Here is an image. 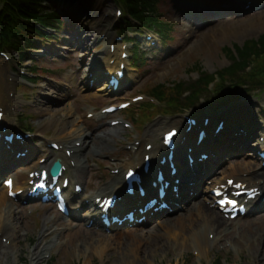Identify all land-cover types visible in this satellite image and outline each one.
Returning a JSON list of instances; mask_svg holds the SVG:
<instances>
[{
    "label": "rangeland",
    "instance_id": "obj_1",
    "mask_svg": "<svg viewBox=\"0 0 264 264\" xmlns=\"http://www.w3.org/2000/svg\"><path fill=\"white\" fill-rule=\"evenodd\" d=\"M51 1L54 2L53 0ZM97 1L98 0H79L80 6H78L76 13L75 11L72 13L74 20L76 22L79 21L80 23L79 29L80 32H82L80 38L79 35L76 34V27L72 28V32L67 30L61 33L64 35L63 40L67 39L69 44L66 45L68 48L62 46L63 52L58 54V58H61L64 62H73L76 70L77 67H79V59H82L84 62H82L83 65L88 62V60L86 61L87 55L84 57V53H87L86 47L89 43L87 42L84 46H77V44L75 46V41L77 43V38L80 40L84 39L85 35H89V38L91 37V32L89 33L87 28H85L86 25L82 24L84 22V19L82 18L84 17L83 11L86 10L85 16L92 15L95 12L98 13L99 16L104 11L113 12V5L110 2L102 0L104 5L99 6V8ZM75 4L76 2L73 3V5ZM210 4L215 6L216 0H206L204 3L205 6L200 10L198 7H195V9H189L188 5H185L184 7L180 3L178 6V3L173 0H161L158 12L161 14L162 20L169 22L171 26H173L171 31V40L168 43L169 45H164L161 51L151 54L149 57L148 54L146 55L148 60L154 61L149 62L142 72H135L133 69L130 70L128 82L131 83V80L136 81L133 89L140 88L145 84L152 86L156 83L169 85L176 82H189L197 77L198 71H203L206 74L215 72L216 70L221 69V67H225L230 64V58L227 55V50L234 51L235 48L242 46L245 41L257 39L258 36L264 35V5L241 15H235L234 9L224 7L221 8V12L216 11V9L212 11L217 15L219 13H224L225 15L222 14L216 17L209 16L207 19L196 17V14L200 11H202L201 14L207 13L209 9L206 6ZM79 11H82L83 14ZM66 49H68V51H66ZM47 66H49L50 69H55L54 64H47ZM66 71L68 72V70ZM83 76L84 74H80V77ZM39 80V85L43 90L44 96L39 97L36 95V92L33 93L32 97H35L36 95L37 98V100H35L37 107L49 106L55 109L58 113H65L69 116L72 115L75 117L78 120V123L84 126L83 128L86 130L87 139H84L86 149H88V144H90V147H93L98 151L102 150V154L103 152H106V150L112 149L111 151H114L120 149V143H114V139H109V137H115V139L122 137V143H124L123 134L125 132V128L121 126L120 128H118V126L111 128L107 126V124L99 127L97 126V123L85 120L83 114L88 104L76 105L75 110L70 109L72 101L60 102L61 100L58 98V100L55 101L57 105L52 104V96L56 95V91L50 89L49 85L46 86V84H51L52 80H49L47 77ZM82 87H79L80 94L88 96L90 101L94 104H100L101 106L111 102L113 99L109 98L107 95H102L100 91L95 92L93 89L87 90ZM262 93V97H264V92ZM64 104L67 108L63 106ZM60 109L63 112L58 111ZM28 111L29 112L27 113L32 114V117L30 118L31 123L37 128L40 126H44L45 128V125H48V123H46L49 118L47 112H40V110L35 108V106L30 107ZM162 120H164L163 117H156L153 119L147 124L148 126L143 129L142 135H146L151 126L158 128V125H160L158 122H163ZM53 123H55L54 119ZM53 123L46 127V131L52 129L55 132L59 127H61L60 123L58 125ZM156 133L158 132L156 131ZM156 136L157 137L154 139V142L160 143V137H158L159 135ZM89 151L90 150H85L81 153V156H85L89 153L92 155V153H94ZM131 152L132 153L128 155L133 157L134 152ZM96 153L102 155L99 152ZM229 164L230 163H225L224 166H221L224 171L229 167ZM104 171L106 176L107 170L104 169ZM42 217L43 216L41 215L39 219L42 220ZM34 221L35 220L32 221V219H30L28 222H22L21 220V223L30 224V231L28 235L29 240L34 238L36 232L40 228L37 223L36 226H33ZM240 221L241 228H239V231L237 228H227V230H223L222 227L224 225L218 229L222 234L227 235L226 239L231 243L229 247L224 248V251H220L221 256L226 258L227 264H264V216H261L258 220L247 218ZM258 222L261 223L258 224ZM203 224L204 223L200 225L199 223L198 227H201ZM183 225L186 227L185 233L181 229L182 234L184 233L183 238H180V242L177 244H173L172 242L166 247L165 251H167H164L163 253H158L155 251V248H158V245L163 239L166 230L164 227L160 228V231L164 234L161 232V235L158 236L157 239H154L153 236H149L151 237L150 240L145 243L142 241L144 237H141L140 235L136 236L134 240L131 238L129 239V235L120 236L119 233H117L115 236L119 237L115 239V241L112 238H100V236H93L85 231H76L74 234L70 235L71 237L68 240V246L64 249V252L59 255L54 254L53 264H182L183 262H185V264H193L192 259L188 256V253L191 250V246H189L191 239L188 234L190 233L193 235V231L189 232L186 224L183 223ZM152 229L153 227L150 228V233L152 232ZM235 231H238L236 234L238 238H234L233 236ZM155 233L156 235L159 234L158 231ZM169 234L171 235L174 233L170 231ZM179 236L182 235L180 234ZM100 242H102V244ZM94 243H96V246L101 244L103 249L94 251ZM84 246L85 248L88 247L90 249L87 251V256L83 253L85 249ZM19 247L20 261L18 264H23V259L27 255L28 250H25L21 246ZM204 252L205 256L201 263L208 264V260L214 258V254L218 251L215 248L211 250V248L208 247L206 251L204 249ZM126 253L128 255L129 253L132 254L127 256ZM86 258L87 260L90 259V261H86ZM124 258L130 259V261H123ZM168 258H170V260ZM13 260L14 259L11 261ZM166 260H168L167 263H165ZM37 264H40V262Z\"/></svg>",
    "mask_w": 264,
    "mask_h": 264
},
{
    "label": "bare ground",
    "instance_id": "obj_2",
    "mask_svg": "<svg viewBox=\"0 0 264 264\" xmlns=\"http://www.w3.org/2000/svg\"><path fill=\"white\" fill-rule=\"evenodd\" d=\"M97 18L95 17V16H93L92 17V20H96ZM100 21V19H98L97 21H95L96 23H97V26H98V22ZM94 22V23H95ZM95 23V24H96ZM93 27V26H92ZM91 27V28H92ZM90 28V29H91ZM88 32H89V30H88ZM87 37H88V35H85V38H84V41L83 42H81L80 43V45H85L86 43H87ZM6 72V71H5ZM0 74H2V72L0 71ZM6 74H7V72H6ZM36 108L38 109V110H40V112L41 111H45V112H47V114H48V116H49V118L47 119V122L46 123H48V124H52L53 123V119H54V122L55 123H53V124H56L57 123V120H60V119H62L63 120V124L64 123H66V125H67V127L71 124V126L73 125V123L74 122H78V120L75 118V117H73L72 115H67V114H65V113H58V112H56L55 111V109H53V108H51V107H49V106H47V107H37L36 106ZM72 109V108H71ZM58 111H60V110H58ZM4 112H5V114L6 115H8V112H7V110H6V108H4ZM60 112H63V111H60ZM55 116V117H54ZM52 122V123H51ZM68 122V123H67ZM174 122H176V123H174V124H176V125H180L181 124V122H180V120H178V119H176ZM177 122H180V123H177ZM213 122H215L214 120H213ZM157 125V124H156ZM165 125L166 126H169V125H171V122H169V123H162V124H160V125H158L159 127L157 128V127H151V129L149 130V133H151L152 135H155V132L157 131V132H159V130H161V129H163L164 127H165ZM76 126H78V125H76ZM186 127V125L185 126H182V127H178L179 129H181V135H183V134H185V140H184V142L183 143H185V142H187V144H190V140L187 138V133H184V128ZM80 130H82V128H80ZM195 130V128H194V126H191V130H190V133H192L193 131ZM70 131H73V132H76V127H72L71 129H70ZM61 133H62V135H64V136H69V137H71V138H76V139H80V140H83V139H87L86 138V136H87V133H86V131L85 130H82L81 132H79V133H69V132H66L65 130H61ZM148 133V134H149ZM163 133L164 132H162V135H163ZM146 137V136H145ZM146 140H152V139H150V137H148V138H146ZM77 141V140H76ZM161 142H162V140H161ZM62 143V142H61ZM177 144V146L179 147V149H181V147H180V145H179V143H176ZM255 146H258V145H256V144H254ZM143 148L144 147H142V146H139L138 147V149H137V152H141V156H140V159L138 160V161H142L143 160V151H146V150H143ZM67 149H71V150H73L74 152H76V149H75V147H74V145H72V144H69V147H67ZM60 150V149H59ZM88 150H90L89 152H102V150H97V149H94L93 147H90V144H88ZM158 151H161V153L162 154H166L167 153V149L166 148H164V149H162L160 146H156V145H154L153 146V149L150 151V152H153L154 153V155H157L158 154ZM65 152V151H64ZM161 153H159V154H161ZM58 155V157L60 158V159H62V160H64V161H67L68 160V157H66L64 154H61V153H58L57 154ZM246 155L248 156V155H251L252 157H250V160H248L247 162H245V164H240V165H238V167L236 168L237 170L236 171H238V172H243V171H246V172H249V170H247L248 168L247 167H249V166H257V165H254V162L256 161V158L254 157L255 155H253L252 153H250V152H246ZM158 156V155H157ZM137 157H139V154L137 155ZM70 159H72L71 158V155H70ZM235 160V159H234ZM131 160H129L128 162H127V164L126 165H130L131 163H133V162H135V159H134V161L133 162H131ZM135 164V163H134ZM125 165V166H126ZM133 165V164H132ZM132 165H130V166H132ZM243 165V166H242ZM252 166L251 167H249V168H252ZM134 167V166H133ZM235 170V168L234 169H232L230 172H232V171H234ZM230 172H227L228 174H230ZM227 175V174H226ZM187 176H188V174H187ZM77 178V177H76ZM119 178V176H116V180ZM221 179H218L217 177L216 178H214V181L215 182H217V181H220ZM108 185H110V183L108 184ZM254 186H256V184H254ZM261 187H264V181H263V185L261 186ZM206 190H207V187H206ZM204 195V194H203ZM0 197L3 199H1L0 198V229L2 228V226H3V224H4V222L5 223H7V224H12V223H16V222H14V219H15V217H14V210L12 209V207L11 206H8L7 207V204H4L5 203V199L6 198H4L3 197V195H0ZM203 198L204 199H206L207 198V195L205 194L204 196H203ZM207 210V212H209L210 213V215H206L205 214V212L206 211H204L203 213H202V211L201 210ZM3 210H4V212H3ZM195 213H196V216H194V217H191L190 218V220H189V223H188V230H190V231H194L195 230V232H197V237L199 238V236H203L202 235V228H198V229H196V227L199 225V222L202 220L203 222H204V232L206 233V231H207V229H209V228H218L219 226H221L222 224H223V222H224V220H223V218L221 217V216H218V214L216 213V211L214 210V209H210V207H208V206H205L204 204H203V206H200V205H198V210L197 209H195ZM174 216V215H173ZM136 217V216H135ZM175 217H181V216H175ZM181 220V219H180ZM46 222V221H45ZM125 222V221H124ZM164 224H166V223H168V220H164V222H163ZM171 224L172 225H179L178 227H174L173 229H172V233H174V234H169V237H168V239H167V241H164L163 242V246L164 245H166V244H168V243H172V242H176L178 239H180V238H183V236H184V233H185V231H186V227L183 225V221L181 220V221H179L177 224H174V222H171ZM15 228H17V226H15ZM181 229L184 231V233L182 234V232H181ZM209 231V230H208ZM16 233H17V231H16ZM182 235V236H179V235ZM95 240V239H94ZM203 240H204V242H208V238H207V235L203 238ZM179 242H180V240H179ZM198 242V241H197ZM162 245H159L158 246V248H155V251H157L158 253H163L164 251H165V248L167 247V246H162ZM43 244H42V242L41 243H37L36 244V251L34 252V253H31L30 254V257L31 256H33V258H32V261H34L36 258H37V255H38V250L40 249H42L43 247ZM103 249V246H101V244H99V246H96V244H95V246H94V251H98V250H102ZM38 251V252H37ZM132 253H129V255H131ZM126 255L127 256H129L127 253H126ZM88 262L90 261V259H88L87 260ZM123 261H127V262H129L130 261V259H126V258H124L123 259Z\"/></svg>",
    "mask_w": 264,
    "mask_h": 264
},
{
    "label": "trees",
    "instance_id": "obj_3",
    "mask_svg": "<svg viewBox=\"0 0 264 264\" xmlns=\"http://www.w3.org/2000/svg\"><path fill=\"white\" fill-rule=\"evenodd\" d=\"M0 1H2L5 4V6L15 5L28 17H35L39 20L47 19V16H41L38 15L37 13V10L40 8L39 6L41 0H0ZM121 1L134 15H140L138 12L139 6L144 8L146 6H152L155 2V0H121ZM260 42L263 44L264 47V37L260 38ZM255 47L256 46L254 42H252V44L249 47H245V49L253 50ZM262 66L264 67V61L262 62ZM260 76L262 75L261 74L248 75L249 78L255 80H257L256 78ZM160 93H164V92L160 91Z\"/></svg>",
    "mask_w": 264,
    "mask_h": 264
},
{
    "label": "snow or ice",
    "instance_id": "obj_4",
    "mask_svg": "<svg viewBox=\"0 0 264 264\" xmlns=\"http://www.w3.org/2000/svg\"><path fill=\"white\" fill-rule=\"evenodd\" d=\"M169 135H171V134H169ZM6 183H8L9 185H11V181H6ZM232 203H235L234 201L232 202Z\"/></svg>",
    "mask_w": 264,
    "mask_h": 264
}]
</instances>
